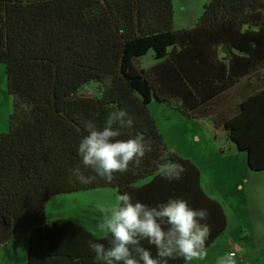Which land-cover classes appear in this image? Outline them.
<instances>
[{
  "label": "trees",
  "instance_id": "16d2710c",
  "mask_svg": "<svg viewBox=\"0 0 264 264\" xmlns=\"http://www.w3.org/2000/svg\"><path fill=\"white\" fill-rule=\"evenodd\" d=\"M173 16L172 0H0V64L11 96L8 131L0 132V247L29 233L26 264H104L88 241L108 247V240L70 221L49 223L46 203L113 189L156 207L183 198L177 181L194 182L197 191L188 193L197 209L204 203L206 221L220 215L205 249L225 231L221 206L198 187V170L167 148L148 106L163 103L188 119L209 118L246 154L248 170L263 172L264 84L246 93L241 86L230 117L211 104L245 81H261L264 0H207L190 28L174 29ZM148 54L154 64L143 69L138 59ZM90 84L97 95L84 93ZM121 111L131 124L117 139L142 138L151 151L110 183L98 176L81 182L74 169L95 176L78 154L86 125L102 128ZM177 163L185 169L180 179H165L164 168Z\"/></svg>",
  "mask_w": 264,
  "mask_h": 264
},
{
  "label": "clouds",
  "instance_id": "9594fccd",
  "mask_svg": "<svg viewBox=\"0 0 264 264\" xmlns=\"http://www.w3.org/2000/svg\"><path fill=\"white\" fill-rule=\"evenodd\" d=\"M125 115L122 111L110 114L99 129L91 121L86 125L88 134L81 139L78 154L83 167L93 170L95 176L85 177L79 168L74 169L73 174L81 182H91L98 176L110 183L115 174L127 172L130 165L138 167L151 151V144L142 138L117 139L123 134L122 129L131 124L124 119ZM184 171L177 163L164 168L162 175L168 180H179ZM116 200L115 205L105 210L99 226L102 239L108 240L109 246L88 241L97 260L104 264H167L168 259L202 260L207 255L205 243L210 227L201 223L208 218L206 209L194 210L182 199H169L151 207L133 203L127 193ZM145 240L155 246L157 258L142 246ZM221 264H234L231 254Z\"/></svg>",
  "mask_w": 264,
  "mask_h": 264
},
{
  "label": "rangeland",
  "instance_id": "374dc122",
  "mask_svg": "<svg viewBox=\"0 0 264 264\" xmlns=\"http://www.w3.org/2000/svg\"><path fill=\"white\" fill-rule=\"evenodd\" d=\"M206 2L207 0H172L173 28L177 30L192 26ZM224 53L226 51L223 48L220 49L219 55L222 56ZM153 64L154 60L150 55L138 59V65L143 69ZM259 77L261 81H264V70L261 71ZM86 89L90 90L89 93L84 91L87 95L99 93L96 84H90ZM148 110L156 121L167 148L178 156L197 163L198 167L203 169L204 175L208 178L206 191L223 203L226 213L230 216V227L238 230L237 226L243 223L242 232L249 236L248 247L251 246L254 251L262 250L264 246L261 245L259 239H264V171L250 172L247 168L245 153L224 151V139L217 134L209 119H188L163 103L152 102ZM10 113L11 96L7 93L4 65L0 64L1 133L8 131ZM214 170L218 172L214 174ZM233 183H235V188L237 184L242 185L244 199L242 193L240 197L239 195L233 197ZM102 191L108 192L116 199L114 191L108 189ZM57 196L49 202L47 207L49 221L56 218L79 217L94 228L100 224L97 218L84 216L86 213H94L91 203L96 205L84 193ZM237 197L238 200L243 199L244 203L240 204ZM97 204H102V202ZM29 236V233H25L15 239L13 244L0 250V264H18L17 261L19 264H26ZM261 252L264 254L263 250Z\"/></svg>",
  "mask_w": 264,
  "mask_h": 264
},
{
  "label": "crops",
  "instance_id": "0c3cea01",
  "mask_svg": "<svg viewBox=\"0 0 264 264\" xmlns=\"http://www.w3.org/2000/svg\"><path fill=\"white\" fill-rule=\"evenodd\" d=\"M190 27H192V26H190ZM190 27H186V28H190ZM181 29H183V28H181ZM219 56H220V58L221 57L225 58L226 55L224 53V55H222V56L219 55ZM244 83H242L240 85V87H234L231 90L226 91L225 93H223L222 96H220L216 100H213L211 105L216 108V111H219V112L227 115L228 117H230L231 113H233V111L235 110V106H236V104L239 101V98L241 96L240 95L241 86L245 85L244 93H246L248 91V88L253 90V88H255L256 85H258V86L263 85L264 81H245ZM239 88H240V90H239ZM85 91L88 93L90 92V90H88V89H86ZM202 119H205V118H202ZM207 119H209V118H207ZM211 126H212V124H211ZM214 129L217 132V134H220L221 138L224 139V144H223L224 145V151H227V152L234 151L238 154L243 153V152H239V151L235 150L236 148L230 144V142L228 141V139L225 135V132L221 128L218 127V128H214ZM184 159L189 161L190 164L195 169L198 170L199 175H200L198 187L203 192V194L207 198L215 201L216 203H218L221 206V210H222V213H223V215L225 217V221H226V227H225V231L222 232L221 234H219L215 238V240L209 245V247L206 249L207 255L205 256L204 259L185 261L182 264H221V261L225 260L229 256L230 253L235 254L232 257L234 264H264V254H262V252H261L262 250L264 251V248L262 250H255L254 251L251 249V246H250V248L248 247L249 236H247V234H243V232H242V229H244L243 223H240V225L237 226L238 230H237V228L232 229L230 227V216L228 213H226V210L224 208L225 206L216 197L212 196L209 192L206 191V185H207V179L208 178H207V176L204 175L203 169L201 167H198L197 163H194L187 158H184ZM184 166H185V168L190 169V167H188L187 165H184ZM213 172H214V174H216L218 171L214 170ZM214 174L212 173V175H214ZM149 182H150L149 179L144 180L142 182L135 184L133 187L136 189V188H139V187H141V186H143ZM189 183H190V181L188 183H185V184L181 183L180 181H177L176 187H178V186L180 187V195H181V197H183L182 200L187 201L188 205L191 204V208L194 210L205 209L204 203L201 201V199H200V202L202 204H200V208L197 209V204H195L193 202L194 201L193 194L188 193L189 191L191 192V190H193V191H197V190H196V187L195 188L192 187V186H195L194 182L191 181V183L190 184ZM232 185H233L232 189L234 190L233 193H235V194L232 193L233 197L235 198L237 195H239L238 197L242 196L243 195L242 185L237 184L236 188H235V183H233ZM108 190L114 191L116 194V198L118 197L116 190H113V189H108ZM83 193L87 197H89V200H91L93 203H96V205H94L92 203L90 204L94 209V213H92V214L86 213V214H84V216L90 217L92 219H94V217L97 218L98 221L100 222V224L97 226V228L90 226L83 218H79V217H75V218L72 217V219L56 218V219L49 221L47 219V207L50 204L49 202H51L52 199H54L55 197H58V196L51 198L46 203V205H45L46 219L49 223H51L53 221H57V220H66V221L73 222L74 224L81 226L82 228L86 229L94 237L102 238L103 233L100 231L99 226L103 223L105 210H107L108 208L115 205L117 203V200L115 199V197L113 195L109 194L108 192L102 191V190H92V191H87V192H83ZM240 193H242V195H240ZM226 195H227V193L225 192V196ZM189 196H192V197H189ZM238 197L236 198L237 201L240 202V204H243L244 203L243 199L245 198L244 195H243L242 200H238ZM98 202H102V204H97ZM215 215H216L215 220L213 219L211 223L206 221V220L201 221V223L209 224L210 230H212L211 232H214L215 227L219 226V224L221 223L220 215L219 214H215ZM259 242L261 243V245L264 246V239H259ZM11 244H13V241L6 244V245L1 246L0 250H2L3 248H6L7 246H9ZM149 251L151 252L153 258L155 257V255H157V252L155 250L151 249ZM170 261H171V259H168L167 264H169ZM17 263L19 264V261H17Z\"/></svg>",
  "mask_w": 264,
  "mask_h": 264
},
{
  "label": "built area",
  "instance_id": "2783aa9c",
  "mask_svg": "<svg viewBox=\"0 0 264 264\" xmlns=\"http://www.w3.org/2000/svg\"><path fill=\"white\" fill-rule=\"evenodd\" d=\"M230 254H231L232 257L235 255L234 253H230Z\"/></svg>",
  "mask_w": 264,
  "mask_h": 264
}]
</instances>
